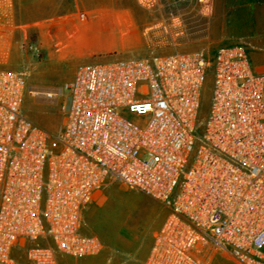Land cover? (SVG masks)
Segmentation results:
<instances>
[{
  "label": "built area",
  "instance_id": "obj_1",
  "mask_svg": "<svg viewBox=\"0 0 264 264\" xmlns=\"http://www.w3.org/2000/svg\"><path fill=\"white\" fill-rule=\"evenodd\" d=\"M98 61L42 88L48 103L64 98L57 133L23 111L26 93L38 96L24 74L0 70V264L25 244L29 264L99 253L83 216L112 182L168 205L234 264H264V70L248 46ZM146 264L211 262L161 234Z\"/></svg>",
  "mask_w": 264,
  "mask_h": 264
},
{
  "label": "rangeland",
  "instance_id": "obj_2",
  "mask_svg": "<svg viewBox=\"0 0 264 264\" xmlns=\"http://www.w3.org/2000/svg\"><path fill=\"white\" fill-rule=\"evenodd\" d=\"M160 9L151 12L137 0L138 29L121 33L131 21L122 22L117 36L119 51L90 55L79 62L75 57L51 62L49 51L42 44L27 41L17 51L5 54L0 70H15L24 74L30 91L60 87L75 77L79 65L99 60L127 59L162 54H186L203 51L212 56L224 45L245 44L252 61H264V0H160ZM126 7L117 0L72 1L59 8L68 11L72 19L87 21L100 19L106 12H118ZM15 8V7H14ZM98 35H106L98 30ZM103 33V34H102ZM49 44L56 48L54 39ZM128 44V45H127ZM55 49L53 50V53ZM253 55V56H252ZM213 74H208L203 87L201 118L207 115L213 87ZM64 98L48 103L27 92L23 111L35 123L51 133L63 127L61 103ZM84 213L82 232L95 235L114 252L132 257L145 264L157 236L167 234L183 244L192 254L211 264H234L223 251L213 247L206 236L187 220L177 216L168 205L147 195L129 190L119 182H112ZM28 245L18 246L13 257L15 264H29Z\"/></svg>",
  "mask_w": 264,
  "mask_h": 264
},
{
  "label": "crops",
  "instance_id": "obj_3",
  "mask_svg": "<svg viewBox=\"0 0 264 264\" xmlns=\"http://www.w3.org/2000/svg\"><path fill=\"white\" fill-rule=\"evenodd\" d=\"M72 1L89 0H0V60L5 59L6 53L19 50L25 42L34 41L49 51L51 62L75 57L79 63L90 55L121 50L116 40L118 30L123 31L122 22L131 21L130 26L121 33L125 40L127 33L138 29L140 16L133 7V0H117L125 3L123 10L106 12L91 23L76 21L68 11H59L62 5ZM98 30L106 32V35H98ZM131 35L139 37V34ZM51 39L56 44L54 53L49 45ZM254 61L255 67L263 71L264 61L257 58ZM98 197L99 194L96 199ZM102 243L104 248L97 254L83 258L60 255L59 264H138L132 257L114 252Z\"/></svg>",
  "mask_w": 264,
  "mask_h": 264
},
{
  "label": "bare ground",
  "instance_id": "obj_4",
  "mask_svg": "<svg viewBox=\"0 0 264 264\" xmlns=\"http://www.w3.org/2000/svg\"><path fill=\"white\" fill-rule=\"evenodd\" d=\"M44 91H46V90H45V89H39V90H36L35 92L37 93V95H38V97H39L40 99H43V97H42V93H43Z\"/></svg>",
  "mask_w": 264,
  "mask_h": 264
}]
</instances>
